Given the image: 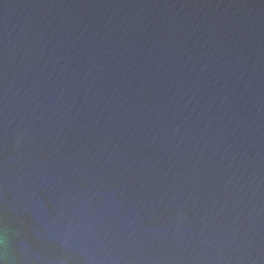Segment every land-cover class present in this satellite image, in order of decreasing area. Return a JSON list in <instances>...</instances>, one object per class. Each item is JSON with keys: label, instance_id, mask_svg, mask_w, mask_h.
<instances>
[{"label": "water", "instance_id": "obj_1", "mask_svg": "<svg viewBox=\"0 0 264 264\" xmlns=\"http://www.w3.org/2000/svg\"><path fill=\"white\" fill-rule=\"evenodd\" d=\"M0 264H264V0H0Z\"/></svg>", "mask_w": 264, "mask_h": 264}]
</instances>
